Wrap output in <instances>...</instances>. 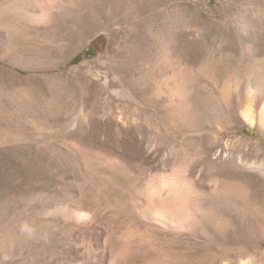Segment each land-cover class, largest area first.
Masks as SVG:
<instances>
[{"label": "rangeland", "instance_id": "obj_1", "mask_svg": "<svg viewBox=\"0 0 264 264\" xmlns=\"http://www.w3.org/2000/svg\"><path fill=\"white\" fill-rule=\"evenodd\" d=\"M127 2L0 0V264H92L113 223L133 264H264V0ZM129 196L215 225L123 218Z\"/></svg>", "mask_w": 264, "mask_h": 264}, {"label": "bare ground", "instance_id": "obj_2", "mask_svg": "<svg viewBox=\"0 0 264 264\" xmlns=\"http://www.w3.org/2000/svg\"><path fill=\"white\" fill-rule=\"evenodd\" d=\"M127 1L126 0H116L118 5L122 6L121 8H124L125 10L129 9ZM78 3H80V2H78ZM41 16L42 15H40L39 17H41ZM42 19H43V17H42ZM263 85L264 84L262 83V81L258 82V84L256 83V85H255L256 90L263 87ZM260 115H261L260 120H262V118L264 117V110ZM245 119H247V121L251 124V126L255 123V118L252 114L247 115ZM257 122H258V120H257ZM252 167H254V166H252ZM162 202L163 201L151 200V201H146L143 203V202L139 201L138 199L133 198V196H129V198H127V201H124L120 204L119 210H122L121 214H124L123 218H132L133 220H136L138 217V220L140 219L139 221L146 220V223H147V221H150V219H151L148 210H150V209L155 210V208H156L157 210H159V213L163 212V213H165V215L166 214L168 215L167 217H169V218H167V220L169 222L168 224L170 226L169 225L168 226L170 228L172 227L175 229H189L190 227H192V225H190L189 220H188L189 215H191V214H189L191 211H188V207H186V205L184 206L185 211H181V210L173 208L175 206L171 207L169 204H164ZM73 203H75V202H73ZM97 203L98 202H94V204H93L96 213H98L97 212V210H99L98 207L102 208V206L101 205L98 206L99 204H97ZM66 204H60V203L59 204H53L50 208L51 210L44 213V215L46 217H49V219L51 218L50 221L49 220L48 221L53 222V223L54 222H61V223L73 222L75 224H78L79 226L91 228V224H93L94 217H95L96 213L93 212L91 210V208H89L90 205L87 207V206H85L83 204H79V203L74 204V206L73 205L70 206V205H66ZM105 204H107V203H105ZM203 207H204V205L203 206L198 205V206H196V209H198V212L202 213V215L204 216V219H201V220L199 219L198 221L193 220V221H196L195 226L198 227V229L200 231L205 232V231H208V229L210 230L213 227V225H215V220H214L215 218L212 215L214 212L212 213L211 210L208 209L209 207L206 209H203ZM205 207H207V206H205ZM106 209H109V208H107V206H106ZM211 209H213V208H211ZM102 212L104 213V211H102ZM152 213H150V214H152ZM100 214H101V211H100ZM133 215L136 217H134ZM161 215H163V214H161ZM165 215H164V217H165ZM187 216H188V218H187ZM156 217H161V216L157 215ZM117 218H118V216L116 215L115 219H117ZM189 219L191 222H193L192 219H194V218H189ZM192 224H194V223H192ZM115 225L113 223V225H112L113 227H109L106 231L103 230L100 233V237H99V239H97L96 249H91L92 247L89 248L90 249L88 251L89 255L88 254L87 255L91 257L92 264H133L132 262L134 261L135 254H137V251H134L133 248L131 247V243L134 242L132 240L133 233L131 232L129 227L126 228L125 230H122L123 228H120L122 226H120V225L115 226ZM154 225L156 226V223ZM157 225H158V223H157ZM151 226H153V225L151 224ZM120 229H121V232H120ZM173 230L174 229H172V231ZM117 245H120V247H119L120 252L115 256V251H116ZM87 246H89V245H87ZM87 246H85V247H87ZM86 250H87V248H86Z\"/></svg>", "mask_w": 264, "mask_h": 264}]
</instances>
